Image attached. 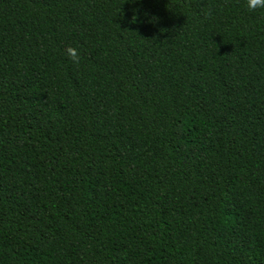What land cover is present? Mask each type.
Wrapping results in <instances>:
<instances>
[{"label":"trees","instance_id":"obj_1","mask_svg":"<svg viewBox=\"0 0 264 264\" xmlns=\"http://www.w3.org/2000/svg\"><path fill=\"white\" fill-rule=\"evenodd\" d=\"M0 264H264V8L0 0Z\"/></svg>","mask_w":264,"mask_h":264},{"label":"clouds","instance_id":"obj_2","mask_svg":"<svg viewBox=\"0 0 264 264\" xmlns=\"http://www.w3.org/2000/svg\"><path fill=\"white\" fill-rule=\"evenodd\" d=\"M245 3H246V8L249 11H254L257 9L264 8V0H245ZM67 55L73 61H77L79 58L78 50L73 47H69L67 49Z\"/></svg>","mask_w":264,"mask_h":264}]
</instances>
